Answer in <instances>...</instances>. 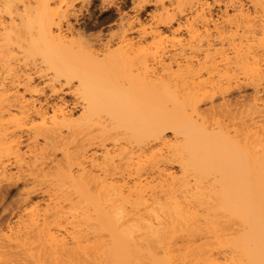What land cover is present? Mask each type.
Listing matches in <instances>:
<instances>
[{"label": "bare ground", "instance_id": "obj_1", "mask_svg": "<svg viewBox=\"0 0 264 264\" xmlns=\"http://www.w3.org/2000/svg\"><path fill=\"white\" fill-rule=\"evenodd\" d=\"M85 1L0 0V158L17 169L0 176L39 187L17 236L46 264H264V0H144L155 13L122 18L116 50L76 33Z\"/></svg>", "mask_w": 264, "mask_h": 264}, {"label": "rangeland", "instance_id": "obj_2", "mask_svg": "<svg viewBox=\"0 0 264 264\" xmlns=\"http://www.w3.org/2000/svg\"><path fill=\"white\" fill-rule=\"evenodd\" d=\"M92 1V2H91ZM110 1V3L108 4L107 3V0L106 1H104L106 4L104 5V2H103V0H86L84 3L85 4H82V3H78V4H76V11H77V17L78 18H72L71 19V22H72V25L73 26H75L74 28H75V31H76V33L78 34V35H83L84 37H82V36H80V37H82V38H87L88 39V42L90 41L91 42V45H92V43L94 42V44H93V47L95 48L94 50H96V49H100L101 47L99 46V45H101V46H103V44H101V43H106L107 44V41L109 40L110 41V39L113 37V35H114V37L116 36V39L115 38H113L112 40H114L115 42L113 43L114 44V46H113V44H112V49L113 50H116L117 49V42H116V40H117V36L119 35H121L126 29H127V26H125V25H123V27L121 26V24H124V23H126L127 24V22L128 21H130V19L132 18V19H134V18H136V17H140L141 18V20L143 21H149L150 20V17H148L149 15L151 16V14H153V11H154V13H155V10H156V8H155V6H153V5H150V6H153V7H145V8H143V6L142 5H144V0H109ZM108 1V2H109ZM142 1V2H141ZM87 2V3H86ZM103 2V3H102ZM81 4V5H80ZM84 5V6H83ZM88 5V6H87ZM82 6V7H81ZM142 7V8H141ZM217 7V8H216ZM215 8H214V15H215V18H217V19H219L221 16H222V12L224 11L222 8H220L219 10H218V6H216ZM104 8V9H103ZM148 8V9H147ZM150 8V9H149ZM78 9V10H77ZM142 9H143V11H142ZM145 9V10H144ZM155 9V10H154ZM218 12H217V11ZM221 10V11H220ZM80 12V13H79ZM216 12V13H215ZM219 12H221V13H219ZM147 13H149V14H147ZM79 14H80V16H79ZM143 14V15H142ZM221 14V15H220ZM139 15V16H138ZM148 15V16H147ZM134 17V18H133ZM122 18H125V19H123V20H125V21H127V22H123V20H122ZM146 18H148V19H146ZM78 19V20H77ZM131 19V20H132ZM146 19V20H145ZM122 22V23H121ZM120 27H122V29L120 28ZM126 27V28H125ZM123 28H125V29H123ZM77 29V30H76ZM120 29H121V31L122 32H119L120 31ZM80 30V32H77V31H79ZM119 30V31H118ZM80 33V34H79ZM82 33V34H81ZM116 34H118V35H116ZM110 36H112V37H110ZM110 38V39H109ZM107 41H106V40ZM86 40V39H85ZM92 40H94V41H92ZM95 40H96V42H95ZM99 40H101V41H99ZM102 40H104V41H106V42H102ZM108 41V42H109ZM99 42V43H98ZM95 43H97V44H99V45H95ZM105 45V44H104ZM98 46V47H97ZM116 46V47H115ZM100 47V48H99ZM245 88V90H243ZM247 90V91H246ZM240 94H242V95H237V93L238 92H236V90H235V93H234V91L231 93V96L229 97V99H230V101L231 100H233L232 102H235L234 101V99L236 98L237 99V101L238 100H240V98H241V100L243 101V102H240V101H236L235 103L237 104L238 103V105H241L242 103L244 104V103H248V102H250L251 100H250V98H252L251 96H253V90H252V88L250 87L249 88V86H244V87H242L241 88V90L239 91V90H237ZM246 93H245V92ZM252 91V92H251ZM238 93V94H239ZM248 93H249V97H248ZM252 93V94H251ZM233 94V95H232ZM235 94V95H234ZM237 95V96H236ZM236 96V97H235ZM244 97V98H242V97ZM248 97L249 98V100L247 99H245L246 97ZM65 98V101L69 104V106L71 107V106H73L72 104L74 103V98H72L73 96H64ZM233 97H235L234 99H233ZM238 97V98H237ZM235 99V100H236ZM69 100V101H68ZM71 100H72V102H71ZM248 101V102H247ZM235 103H233V104H235ZM242 104V105H243ZM80 111V108H77L76 110H75V113H76V115H79V111ZM78 111V112H77ZM26 145V144H25ZM24 151H25V149H24ZM2 158H4V157H2ZM2 158H0L1 160H0V164H6L5 166H8L10 163H8L9 161H8V159H7V157H6V159H3L2 160ZM7 161V162H6ZM11 163H12V161H11ZM8 164V165H7ZM10 166H12V165H9L8 167V169L10 170H8L11 174H13L12 173V171L14 172V170H17L16 168H13V167H15L14 165L10 168ZM13 169V170H12ZM28 172V173H27ZM27 172H24V173H26V174H28V175H30V173H29V171H27ZM22 174L23 176H26V174ZM15 174V173H14ZM15 175H17V172H16V174ZM22 175H20V178H22L23 179V177H22ZM27 175V176H28ZM1 177V179H0V182L3 184H1L0 183V192L3 190V192H1L2 193V198H1V195H0V244L1 243H4L3 244V247H9L8 249H6L5 248V250H4V248L3 247H1L0 248V264H20V263H18V262H20V261H22V263L24 264H29V261L28 260H32L31 262H30V264H46L45 263V261L43 260L41 263L40 262H38V260H37V262H36V258L35 257H33L32 256V250H33V252L34 253H36L37 252V255H39L38 253H40V252H44V251H46V249L44 248L43 249V246H40L39 244V246L37 245V243L35 242H32L33 241V239H30L29 238V236L28 237H25V236H20L19 235V237L17 236L18 235V233L19 232H16L17 231V229H18V227L19 226H17L18 224H19V220H20V216L18 217L17 215H22V213H24V209L26 208L25 206H26V202L28 201V194L30 193V192H32V190H35V189H39V187L37 188H34L35 186H36V184L35 185H33L34 184V182H33V178L31 177V176H29V177H24L25 179H20L18 176V180H17V178H13V180L15 181L14 183H13V180L12 181H10V180H6V178L4 179V178H2V176H0ZM28 178V180L29 181H31V183H32V185L30 184H28V183H30V182H28V183H26L28 180H26ZM30 179H32V180H30ZM5 182H4V181ZM23 182H22V181ZM26 181V182H25ZM4 182V183H3ZM18 182V183H17ZM20 182V183H19ZM10 183H13V187L11 186V184ZM15 183H17L16 185V187L14 186V184ZM25 183V184H24ZM36 183V182H35ZM7 184H9L10 185V189L8 188L9 187V185H7ZM3 187H2V186ZM26 185H28V187L29 188H27L28 190H26ZM38 185V184H37ZM7 186V187H6ZM33 186V187H32ZM39 186V185H38ZM8 188V189H7ZM12 188V189H11ZM29 189H31V190H29ZM5 190V191H4ZM7 190V191H6ZM23 191V192H22ZM25 191V192H24ZM27 192H29V193H27ZM0 193V194H1ZM25 193V194H24ZM9 194V195H8ZM27 194V195H26ZM20 195H22V198L23 199H21L20 197ZM5 196V197H4ZM32 196V195H31ZM42 195L41 194H38V195H36V196H34L33 198H35L34 200L36 201V200H38V202H41L42 204H44V200H45V198H42V197H45L44 195L41 197ZM40 197V198H39ZM27 198V199H26ZM38 198V199H37ZM43 200H42V199ZM17 199H20L21 201H23L24 199H26L25 200V203L24 204H21L20 205V200H17ZM14 201V202H13ZM17 201V202H16ZM19 201V202H18ZM20 205H18V204ZM23 203V202H22ZM5 206V207H4ZM18 206V207H17ZM21 206H22V208L23 207H25L24 209H22L21 208ZM4 207V208H3ZM17 208H19V209H17ZM15 210V211H14ZM18 210H20V212L18 211ZM22 211V212H21ZM20 213V214H19ZM6 215V216H5ZM10 215V216H9ZM19 218V220H18V222H17V219ZM3 220V221H2ZM11 223V224H10ZM10 227H11V231H10ZM13 228H15V229H13ZM17 228V229H16ZM13 229V230H12ZM14 231H15V233H14ZM19 231V230H18ZM11 233H12V235H11ZM13 236L14 238H11V236ZM10 236V237H9ZM16 236V237H15ZM22 237V238H21ZM7 238V239H6ZM20 238V239H19ZM26 238V239H25ZM21 239H23V241H21ZM27 239H29V240H27ZM25 240L28 242L29 241V243H27V244H29V246H27V244H25L26 242H25ZM9 241H11V242H9ZM7 242H9V243H7ZM19 242H21V243H19ZM24 242V243H23ZM30 242H31V244H30ZM9 244L11 245V244H16V245H14V247H11V246H9ZM20 244V246H21V248H19V247H17L18 245ZM33 244H35V246L37 245V247H34L33 246ZM31 245V246H30ZM0 246H2V244L0 245ZM15 247H17L16 249H15ZM31 247V248H30ZM34 247V248H33ZM42 249H41V248ZM19 248V249H18ZM23 248V249H22ZM12 249H15L14 251L12 250ZM22 249V250H21ZM29 249V251H27ZM35 249L37 250L36 252H35ZM42 250V251H41ZM3 251H5L4 253H2ZM20 251V254L22 255H20L18 252ZM25 251V252H24ZM12 252H14V256H11V255H13V253ZM16 252L18 253V254H16ZM22 252V253H21ZM2 253V254H1ZM7 254V255H6ZM9 254V255H8ZM11 254V255H10ZM26 254V255H25ZM20 255V256H19ZM24 256H26V257H28L25 261L24 260H21V259H23L22 257H24ZM32 256V257H31ZM9 257V258H8ZM12 257V258H11ZM26 257H24V258H26ZM13 259H14V261L15 262H17V260H18V262L17 263H15L14 261H13ZM26 261H28V262H26ZM48 260H46V262H47ZM21 263V264H22ZM48 264H50V263H48Z\"/></svg>", "mask_w": 264, "mask_h": 264}]
</instances>
